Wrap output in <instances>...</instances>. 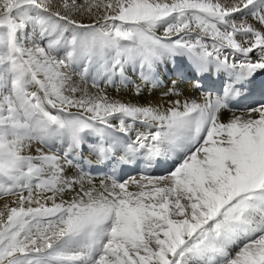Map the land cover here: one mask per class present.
Instances as JSON below:
<instances>
[{
    "label": "snow or ice",
    "instance_id": "snow-or-ice-1",
    "mask_svg": "<svg viewBox=\"0 0 264 264\" xmlns=\"http://www.w3.org/2000/svg\"><path fill=\"white\" fill-rule=\"evenodd\" d=\"M167 65L202 99L101 87ZM5 196L0 264H264V0H0Z\"/></svg>",
    "mask_w": 264,
    "mask_h": 264
},
{
    "label": "bare ground",
    "instance_id": "bare-ground-1",
    "mask_svg": "<svg viewBox=\"0 0 264 264\" xmlns=\"http://www.w3.org/2000/svg\"><path fill=\"white\" fill-rule=\"evenodd\" d=\"M54 5L59 7V5L63 2V0H53ZM84 0H77V3H83ZM226 2H231V0H226ZM79 19L84 20V22L88 23L91 22L92 17L88 16L87 13H84L82 16L78 17ZM249 20L251 22V18L249 17ZM210 42V41H209ZM175 68L183 69L184 71H187V65L186 61L184 60H178L176 62ZM129 79L131 81H134L135 83H121L118 77L114 78V82L112 84H101V87L104 88V90L107 92V94L117 100L126 101V102H133V103H139V104H160L167 106V104L174 99H202L201 91L197 88L193 87V83L191 78L189 77L186 81L178 82V91L181 93L179 97L174 95H166L168 88L171 87L170 81L173 79H176L175 75V69L172 65H167L165 68L161 71V81L159 86L153 87L152 85H148L147 87H144L141 85L144 90L140 95H136L135 85L140 84V80L137 74L132 73L131 71L128 72ZM74 79L79 83L80 78L77 74ZM90 81L88 83L89 91L95 93L96 89L90 87ZM227 83V78L224 76H220L219 78H213L211 81L205 82V87H209L210 85L220 92V94H223V86ZM232 107L236 106L234 103H231ZM231 113L228 110H224L222 112L221 118L223 120H227ZM35 147V146H34ZM169 165H159L153 169H151L150 174L153 176H159L164 175L168 171ZM77 170L73 169L72 172L69 174H74ZM141 174H143V166H131V167H124L119 175L123 179H127L130 176H137L139 177ZM102 176L96 175V178L94 180V183L99 186L100 180ZM130 191H135L134 188H131ZM50 195V193H49ZM69 195L66 194L64 199H68ZM15 199L12 196H5L3 198H0V208L3 207L5 203H8L9 205H12V201Z\"/></svg>",
    "mask_w": 264,
    "mask_h": 264
}]
</instances>
